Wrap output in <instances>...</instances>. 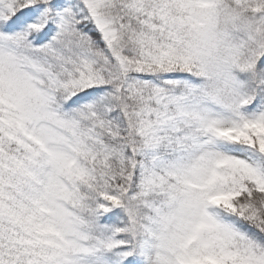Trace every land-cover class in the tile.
<instances>
[{"label": "snow or ice", "instance_id": "6c2138e0", "mask_svg": "<svg viewBox=\"0 0 264 264\" xmlns=\"http://www.w3.org/2000/svg\"><path fill=\"white\" fill-rule=\"evenodd\" d=\"M0 264H264V0H0Z\"/></svg>", "mask_w": 264, "mask_h": 264}]
</instances>
